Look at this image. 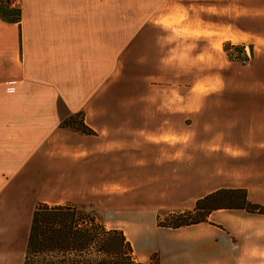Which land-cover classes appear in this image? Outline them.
<instances>
[{
  "label": "rangeland",
  "instance_id": "374dc122",
  "mask_svg": "<svg viewBox=\"0 0 264 264\" xmlns=\"http://www.w3.org/2000/svg\"><path fill=\"white\" fill-rule=\"evenodd\" d=\"M162 2L97 0L96 44L87 39L79 57H58L55 46V51L49 49L40 58L38 53L33 61L24 52L25 58L17 62L0 63V264H24L32 217L42 204L71 205L95 216L107 229L123 231L142 264H160L155 250L164 239L150 229H161L159 222L168 224L172 213L193 210L212 193L246 190L250 202L264 206V151L254 159L232 161L225 150L218 151L224 158L201 159L198 153L209 152L203 139L213 136L217 127L212 124L204 129L199 122L193 128L176 113L170 114L173 132L152 139L149 132H164L163 120L169 118L165 107H184L188 87L218 64L186 60L184 0H166V12L172 15L152 18L148 12ZM235 2L210 0L219 8H232ZM248 2L240 0L241 4ZM22 10L11 0H2L4 21L21 18ZM227 18L220 17L222 22ZM44 19V24L60 22L57 16ZM157 21L174 27V32L146 29L148 23ZM104 26L107 30L100 31ZM44 34L47 39L56 36L54 32ZM81 36L87 38L88 33ZM230 46L225 44L224 50L232 60L244 65L252 61L250 49L233 46L227 50ZM233 53L235 58L230 56ZM255 71H264V63ZM157 96L161 97L159 105L153 100ZM170 101L175 103L171 106ZM220 102V97L212 98L206 107H220ZM82 108L98 112L96 119L106 109L111 135L123 142L105 144L86 125ZM102 120L103 116L97 122ZM143 123L145 133L140 138L138 129ZM62 128L84 136L83 147L94 146L92 139H96V148L101 150L89 157L80 153V160L69 168L57 154L56 144L48 150V138ZM188 128L193 141L185 145L183 135ZM243 134L244 128L238 130V136ZM138 148H143V167ZM152 205L160 206L154 221L134 222L129 215ZM238 211L250 214L227 209L218 213L231 217ZM144 230L148 232L142 234Z\"/></svg>",
  "mask_w": 264,
  "mask_h": 264
},
{
  "label": "crops",
  "instance_id": "0c3cea01",
  "mask_svg": "<svg viewBox=\"0 0 264 264\" xmlns=\"http://www.w3.org/2000/svg\"><path fill=\"white\" fill-rule=\"evenodd\" d=\"M235 1L232 8L230 6L219 8L210 3V0H184L186 60L190 59L191 64H218L210 67L209 75L188 87L184 107H165L167 108L165 117L169 118L163 120L164 132L159 131L160 129L155 132L156 134L149 132L153 140L166 136L167 131L173 132L170 114L175 113L185 118L188 125L193 128L197 127L199 122L204 129L215 124L217 129L214 135L210 134L206 141L203 139L204 146L207 145L209 152L205 153L206 155L202 151L198 153L201 159L206 158L209 161L214 160V157L224 158L219 154V150L228 152V158L232 161L254 159L258 157L257 153L264 151V71H255L258 64L264 63V4L261 5V1L264 0H248L249 2L244 4H241L240 0ZM21 2L23 3L21 18L6 22L2 19L0 0V63H14L25 56L33 61L38 53L39 58L47 56L49 49L54 50L55 46L58 49L56 53L58 57H79L87 39L89 43L93 39L96 44L97 0H21ZM166 5L167 2L164 0L150 10L149 15L154 19L157 16L172 15L170 11L166 12ZM139 13L140 11H137V18H140ZM225 15L228 18L222 22L220 17ZM47 16L60 17V22L44 24L42 20L45 21L44 17ZM87 19L88 22H83ZM147 28L152 30L163 28L169 32L175 30L174 27H168L158 21L148 23ZM99 30L106 31L107 26L100 27ZM47 31L56 33L55 38L47 39L48 36L44 34ZM87 33L88 37L82 38L81 34ZM227 43L250 49L252 61L244 65L232 60L224 50ZM38 47L41 48L39 52ZM171 49L176 51V47ZM23 76L26 78L27 73H23ZM218 97L221 99L220 107H206L210 99L212 101V98L214 100ZM160 99L161 97L157 96L153 100L159 105ZM174 103L175 101L170 103L171 106ZM212 104L214 103H210V106ZM81 111L85 112L86 125L98 132V138L105 144L111 146L123 142L117 136L114 138L111 135L112 126L106 117V109L100 111L98 118L103 116V120L99 123L98 118L96 119L98 112L96 114V111L86 108H82ZM144 125L140 124L141 128L138 129V134H142L140 138H144ZM242 128L244 134L238 136V130ZM185 131L186 135H183V138L187 145L189 140L193 141V137L190 128ZM83 137L78 132L70 133L63 128L59 129L48 138V150L50 152L53 149L51 144H56L59 157L69 164V168H73L74 162L80 160V153L89 157L101 150L96 148V139H92L94 146L83 147L82 140H85ZM111 149L112 147L104 148L105 151ZM139 150H142V155L138 157V162L143 167L145 159L143 148H138ZM174 156L176 155L170 157ZM159 207L158 205L144 207L129 212V215L134 222L143 223L145 219L154 221L155 209ZM218 212L221 210L210 215L209 223L175 230L151 228L150 233L164 239L162 245L155 250L160 254V264H164L165 260L169 264H240L241 260L243 264H264V257L251 254L253 249L264 252V215H244L238 211L236 215L225 217ZM147 232L144 230L142 234Z\"/></svg>",
  "mask_w": 264,
  "mask_h": 264
},
{
  "label": "trees",
  "instance_id": "16d2710c",
  "mask_svg": "<svg viewBox=\"0 0 264 264\" xmlns=\"http://www.w3.org/2000/svg\"><path fill=\"white\" fill-rule=\"evenodd\" d=\"M230 56L235 58L234 53ZM221 209L264 215V206L250 202L246 190H220L200 199L193 210L172 213L171 223L158 225L175 230L209 223L210 214ZM24 264L142 263L134 257L133 246L123 231L107 229L95 216L77 207L42 204L32 217Z\"/></svg>",
  "mask_w": 264,
  "mask_h": 264
},
{
  "label": "built area",
  "instance_id": "2783aa9c",
  "mask_svg": "<svg viewBox=\"0 0 264 264\" xmlns=\"http://www.w3.org/2000/svg\"><path fill=\"white\" fill-rule=\"evenodd\" d=\"M11 1L14 7L19 9L23 8V3L21 2V0H11Z\"/></svg>",
  "mask_w": 264,
  "mask_h": 264
},
{
  "label": "clouds",
  "instance_id": "9594fccd",
  "mask_svg": "<svg viewBox=\"0 0 264 264\" xmlns=\"http://www.w3.org/2000/svg\"><path fill=\"white\" fill-rule=\"evenodd\" d=\"M253 256L260 255L261 257H264V252L258 251L257 249H253L252 253ZM240 264H243V260L240 261Z\"/></svg>",
  "mask_w": 264,
  "mask_h": 264
}]
</instances>
